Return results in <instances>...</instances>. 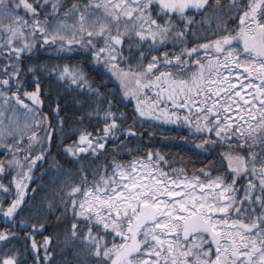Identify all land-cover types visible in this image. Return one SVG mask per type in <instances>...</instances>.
<instances>
[{"label":"trees","instance_id":"1","mask_svg":"<svg viewBox=\"0 0 264 264\" xmlns=\"http://www.w3.org/2000/svg\"><path fill=\"white\" fill-rule=\"evenodd\" d=\"M145 1L152 16L162 13L168 42L155 31L158 43H123L111 63L95 41L46 32L56 18H74L67 13L98 0H0L25 29L12 41L20 52L0 46V75L17 84L4 99L22 98L41 117L38 136L29 129L24 147L18 140L0 153V264H135L143 251L139 220L116 234L81 217V205L150 157L170 178L229 186L230 221L264 247V141L240 140L207 92L228 49L255 48L264 61V0Z\"/></svg>","mask_w":264,"mask_h":264},{"label":"rangeland","instance_id":"2","mask_svg":"<svg viewBox=\"0 0 264 264\" xmlns=\"http://www.w3.org/2000/svg\"><path fill=\"white\" fill-rule=\"evenodd\" d=\"M151 1L156 3V0ZM166 1L160 0L163 7L167 6ZM145 2L98 0L91 7L82 5L67 13V17L74 18L58 17L53 25L44 27H48L46 32L52 39L78 38L82 44L95 41L103 48L102 56L116 63L115 58L123 43L127 46H133L134 41L158 43L155 31L160 34L161 42L169 40L167 26L157 20L159 15L163 16L162 13L155 18ZM258 5L259 2L254 3L256 11ZM77 15L79 18H75ZM21 22L16 11L6 7L5 3L0 4V46L9 42L12 49L22 50L12 45L14 38L17 41L25 35ZM10 27L15 34L7 35ZM254 27V24L248 27L253 36ZM27 37L30 38L29 35ZM243 51L234 47L218 58L224 68L218 71L217 85L210 82L207 92L209 97L217 96L214 104L218 106L220 116L235 123L236 136L247 143L257 144L264 141V61L258 59L255 48ZM7 76L0 75V83L8 89L0 85V153L9 145L14 150L15 146L19 147L18 140L22 143L29 129H32L31 135L38 136L34 133L41 126V117L32 104H25L22 98L13 99L12 95L9 96L10 101L4 99L8 92L14 90L11 83L14 79ZM47 132L41 140L46 139ZM37 144L34 139L30 147L35 148ZM156 164L152 157L135 162L112 177L109 187L102 192L98 189L88 193L81 205V217L96 220L103 227L121 234L124 225H130L142 216V207L155 209L158 219H138L137 245L143 251L134 260L135 264H264V247H257V238L244 234L230 221L232 197L229 186L218 179H173L163 174ZM135 187L139 189L129 191ZM118 195H123L124 200L116 201ZM198 215L202 219H196V222L202 227L194 232V236L183 240L180 235L188 220L186 218ZM143 216L149 218V215ZM206 232L209 235L207 239Z\"/></svg>","mask_w":264,"mask_h":264},{"label":"flooded vegetation","instance_id":"3","mask_svg":"<svg viewBox=\"0 0 264 264\" xmlns=\"http://www.w3.org/2000/svg\"><path fill=\"white\" fill-rule=\"evenodd\" d=\"M7 82H8V80H7ZM12 83H13L14 89H16V87H17L16 81L13 80ZM181 213L185 214L183 212H181ZM158 218H159V216L157 214L156 218H154V219H158ZM138 219H145V218L143 216H139ZM186 219H188V220L184 224L181 235H180L183 240H188L190 237L194 236V232L199 231L200 227H202V224H199L196 222V219H202L199 215L195 216V217H191V218H186ZM208 237H209L208 232H206L205 233V239H207Z\"/></svg>","mask_w":264,"mask_h":264},{"label":"water","instance_id":"4","mask_svg":"<svg viewBox=\"0 0 264 264\" xmlns=\"http://www.w3.org/2000/svg\"><path fill=\"white\" fill-rule=\"evenodd\" d=\"M25 99L28 101V100L32 99V96H31V95H28V96L25 97ZM135 189H136V188L131 189V191H133V190H135ZM121 199H122L121 196L116 197V200H117V201H120ZM143 214H144V215H149V216H148V217H149L148 220H151V219L155 216V213H154L153 211L149 210L148 208H144V209H143Z\"/></svg>","mask_w":264,"mask_h":264}]
</instances>
